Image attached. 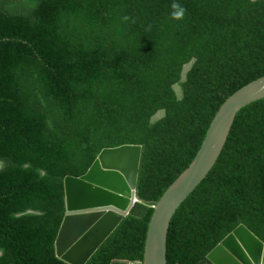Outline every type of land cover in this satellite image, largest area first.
<instances>
[{
    "label": "trees",
    "instance_id": "trees-1",
    "mask_svg": "<svg viewBox=\"0 0 264 264\" xmlns=\"http://www.w3.org/2000/svg\"><path fill=\"white\" fill-rule=\"evenodd\" d=\"M262 77L264 0H0V264H69L54 246L63 178L123 145L143 146L140 201L86 264L142 263L154 204ZM242 224L264 242V99L175 213L167 264H212Z\"/></svg>",
    "mask_w": 264,
    "mask_h": 264
},
{
    "label": "water",
    "instance_id": "water-1",
    "mask_svg": "<svg viewBox=\"0 0 264 264\" xmlns=\"http://www.w3.org/2000/svg\"><path fill=\"white\" fill-rule=\"evenodd\" d=\"M192 64L185 66L183 77ZM263 99L264 77L221 106L195 160L155 203L144 259L139 264H167L168 233L175 213L217 163L237 115ZM142 152L141 145L104 148L85 173L64 176L65 213L54 240L57 257L69 264H86L130 213L140 199L137 184ZM207 259L212 264H264V242L242 224L212 249Z\"/></svg>",
    "mask_w": 264,
    "mask_h": 264
},
{
    "label": "clouds",
    "instance_id": "clouds-1",
    "mask_svg": "<svg viewBox=\"0 0 264 264\" xmlns=\"http://www.w3.org/2000/svg\"><path fill=\"white\" fill-rule=\"evenodd\" d=\"M172 9H173V11H172V13H171V18L173 19V20H182L183 19V17H184V14H185V9L180 5V4H177V3H173L172 4ZM124 19L125 20H127L128 19V17H124ZM162 116L161 114H158L156 117H158V116ZM156 117H155V119H156ZM160 118V117H159ZM142 146V145H141ZM143 147V146H142ZM140 201V199L139 200H136L135 201V204L137 203V202H139ZM155 205V204H154ZM129 264V263H128Z\"/></svg>",
    "mask_w": 264,
    "mask_h": 264
},
{
    "label": "rangeland",
    "instance_id": "rangeland-1",
    "mask_svg": "<svg viewBox=\"0 0 264 264\" xmlns=\"http://www.w3.org/2000/svg\"><path fill=\"white\" fill-rule=\"evenodd\" d=\"M2 166H4V163L0 162V168H1Z\"/></svg>",
    "mask_w": 264,
    "mask_h": 264
}]
</instances>
